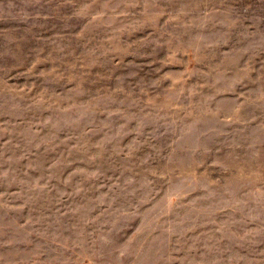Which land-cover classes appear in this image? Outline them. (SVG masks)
<instances>
[{"label":"rangeland","instance_id":"374dc122","mask_svg":"<svg viewBox=\"0 0 264 264\" xmlns=\"http://www.w3.org/2000/svg\"><path fill=\"white\" fill-rule=\"evenodd\" d=\"M0 264H264V0H0Z\"/></svg>","mask_w":264,"mask_h":264}]
</instances>
